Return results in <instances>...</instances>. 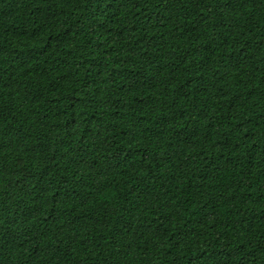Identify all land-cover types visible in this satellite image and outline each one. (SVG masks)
Returning <instances> with one entry per match:
<instances>
[{
	"label": "trees",
	"instance_id": "obj_1",
	"mask_svg": "<svg viewBox=\"0 0 264 264\" xmlns=\"http://www.w3.org/2000/svg\"><path fill=\"white\" fill-rule=\"evenodd\" d=\"M0 264H264V0H0Z\"/></svg>",
	"mask_w": 264,
	"mask_h": 264
}]
</instances>
